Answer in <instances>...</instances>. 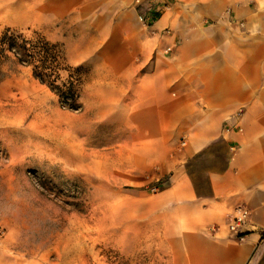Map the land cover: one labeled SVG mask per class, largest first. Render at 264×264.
Wrapping results in <instances>:
<instances>
[{
  "label": "crops",
  "instance_id": "crops-1",
  "mask_svg": "<svg viewBox=\"0 0 264 264\" xmlns=\"http://www.w3.org/2000/svg\"><path fill=\"white\" fill-rule=\"evenodd\" d=\"M166 1L150 28L134 0H0V17L21 24L5 29L75 30L61 38L66 61L94 47L100 71L124 82L133 174L163 187L131 199L151 258L264 264V8L233 0L241 27L223 18L229 0ZM204 157L209 168L194 171ZM238 208L242 240L226 227Z\"/></svg>",
  "mask_w": 264,
  "mask_h": 264
},
{
  "label": "rangeland",
  "instance_id": "rangeland-1",
  "mask_svg": "<svg viewBox=\"0 0 264 264\" xmlns=\"http://www.w3.org/2000/svg\"><path fill=\"white\" fill-rule=\"evenodd\" d=\"M232 2L223 18L243 27ZM248 5L264 8V0ZM0 20V33L21 25L11 15ZM39 33L59 45L77 35L51 27ZM89 50L85 62L67 60L79 68V111L64 110L29 70L0 82V264H164L147 254L131 204L157 194L151 189L161 181L133 174L139 144L126 141L127 88L106 77ZM210 163L204 157L193 170Z\"/></svg>",
  "mask_w": 264,
  "mask_h": 264
},
{
  "label": "trees",
  "instance_id": "trees-1",
  "mask_svg": "<svg viewBox=\"0 0 264 264\" xmlns=\"http://www.w3.org/2000/svg\"><path fill=\"white\" fill-rule=\"evenodd\" d=\"M20 69L29 70L34 80L56 94L64 110L81 109L79 68L68 66L62 46L38 31L4 29L0 33V82Z\"/></svg>",
  "mask_w": 264,
  "mask_h": 264
},
{
  "label": "built area",
  "instance_id": "built-area-1",
  "mask_svg": "<svg viewBox=\"0 0 264 264\" xmlns=\"http://www.w3.org/2000/svg\"><path fill=\"white\" fill-rule=\"evenodd\" d=\"M157 0H149L150 5H148V1L142 5L141 0H135V4L137 6V19L138 22L144 26L150 28L154 21L156 20L157 16L161 13V11L164 9H167V1L166 0H158L159 4H162V8L154 7V4H156ZM164 2V3H163ZM153 3V5H151ZM145 5V6H144ZM162 187V186H159ZM154 187L151 189V192L157 193L159 192L160 188ZM249 218V212L246 209L238 208L234 211L233 215L230 216L226 227L227 230L236 236L238 240H242L244 238V235L242 234L241 230L243 226L247 223Z\"/></svg>",
  "mask_w": 264,
  "mask_h": 264
}]
</instances>
